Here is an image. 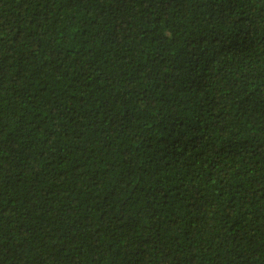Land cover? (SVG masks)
I'll return each mask as SVG.
<instances>
[{
	"label": "trees",
	"instance_id": "trees-1",
	"mask_svg": "<svg viewBox=\"0 0 264 264\" xmlns=\"http://www.w3.org/2000/svg\"><path fill=\"white\" fill-rule=\"evenodd\" d=\"M0 264H264V0H0Z\"/></svg>",
	"mask_w": 264,
	"mask_h": 264
}]
</instances>
